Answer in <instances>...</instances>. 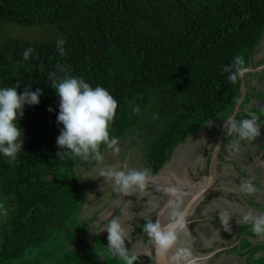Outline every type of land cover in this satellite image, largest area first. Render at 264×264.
Wrapping results in <instances>:
<instances>
[{"label": "trees", "instance_id": "trees-1", "mask_svg": "<svg viewBox=\"0 0 264 264\" xmlns=\"http://www.w3.org/2000/svg\"><path fill=\"white\" fill-rule=\"evenodd\" d=\"M2 22L53 25L65 41V55L57 53L58 39L10 38L0 44V86L43 90L38 105L24 107L19 121L23 148L16 161L9 164L0 156V202L6 213L0 223V264H122L108 251L107 236L97 232L103 220L88 233L77 226L81 192L74 167L82 161L56 155L62 125L56 122L59 97L50 73L62 78L65 72L58 65L93 87H104L117 100L110 135L119 137L145 112L159 115L164 108L163 127L149 154L151 174L208 122L214 124V148L224 119L237 104L236 118L252 112L264 121V91L252 85L264 83V67L245 74L242 97V80L232 84L220 70L236 55L244 57L247 67L264 64V59L253 62L264 37V0H0ZM26 48L34 49L35 59L31 54L23 59ZM50 106L54 111H48ZM221 133L216 159L223 161L237 138L227 137L224 128ZM64 184L69 192H61ZM142 237L153 256L144 231ZM243 239L250 258L259 247ZM136 255L134 264H155L151 256ZM258 263L264 264V258Z\"/></svg>", "mask_w": 264, "mask_h": 264}, {"label": "rangeland", "instance_id": "rangeland-1", "mask_svg": "<svg viewBox=\"0 0 264 264\" xmlns=\"http://www.w3.org/2000/svg\"><path fill=\"white\" fill-rule=\"evenodd\" d=\"M60 37L61 34L58 29L51 24L31 26H23L14 22H2L0 24V44L10 38L44 41L59 39ZM263 59L264 40L254 52L253 62L256 63ZM252 85L264 91V83H252ZM258 104V100L251 99V105L258 106ZM159 110L161 112L159 115H156L154 111L145 112L136 125L117 137L120 149L118 154H113L110 149L102 147V162L96 161L94 165L89 166L87 161H82L74 167L81 192L77 226L81 230L85 228L86 233H88L90 226L92 228L93 225L101 223L103 220L105 224L99 225L97 232L107 236L108 233L104 228L111 219L118 218L129 234L128 239L125 238L126 249L138 255L151 256L150 245L142 237L143 224L146 221L155 220L160 204L168 196L164 192V188L176 185L179 190H185L193 195L198 193L200 196L195 198V200L197 199L196 202L190 206L185 215L186 228L178 234L177 244L173 246L175 251L178 252V249L184 247L189 248L190 259L194 261V264H242V258L236 255V251L240 249L239 242L243 248L245 246L244 239L238 241L235 237L238 216L233 215L231 217L229 222L231 231H225L218 217L222 210L219 211L218 215L215 212H218L216 208L219 204L226 203V199L223 198L226 197L224 196L225 193L228 195L237 190L238 179L236 175L239 171L241 180L238 182L255 179L256 190L262 189L264 185V147H260V145L264 144V125L261 126L260 135L255 140L240 141L238 151H233L232 147L228 146L223 155L224 163L219 160L221 163L219 165L216 156L214 157V154L217 155L218 153L217 146L212 148L211 133L214 124L208 122L196 133L188 136L183 143L177 145L167 160L159 161V165L156 166L157 170L152 173V178L147 182L142 194L123 195L113 192L111 184L105 183L103 177L98 176L100 170L109 166L122 170H127L129 167L150 169L151 146L163 127L161 114L164 108L160 107ZM211 171L213 174L210 173ZM210 177H213L212 189L208 187ZM150 183L161 187V190L157 191L156 187ZM206 188L207 190L202 192ZM69 190L68 185H61V192H69ZM216 191L220 193V196L217 195ZM0 198L4 199L1 193ZM239 198H241L240 195ZM191 199L192 195L182 193L179 204L175 208L169 206L167 209L164 223L168 222L173 210L183 211ZM202 199L205 201L202 202L201 211L191 217L193 212L195 214L196 207ZM2 203L0 202V213H5ZM64 210L65 213L69 211L68 207ZM4 217V214H0V223ZM201 217L203 218L201 219ZM213 221H219V223L214 225ZM86 222L88 224L85 226ZM223 244L233 250L215 256ZM151 258L154 260V255ZM183 264H188V261L183 262Z\"/></svg>", "mask_w": 264, "mask_h": 264}, {"label": "clouds", "instance_id": "clouds-1", "mask_svg": "<svg viewBox=\"0 0 264 264\" xmlns=\"http://www.w3.org/2000/svg\"><path fill=\"white\" fill-rule=\"evenodd\" d=\"M65 41H56L57 53L63 57L65 55ZM35 59V52L32 48H26L22 57L25 61ZM58 71L65 72V75L57 77L55 73H50L53 77L51 87L59 97L58 112L56 122L62 125L59 135L56 137L58 151L56 153L60 160L78 157L81 161L95 160L103 161L101 146L110 149L113 154H118L117 137L110 135V125L114 120L117 100L107 89L100 85L91 86L82 77L67 74L65 68L57 66ZM222 73H227L226 79L232 83L242 80L249 71L243 56L236 55L231 63L221 67ZM19 84L15 86H0V156L6 157L9 164H13L18 153L23 148L21 139L20 119L24 115L25 105H38L43 90L37 88L30 90V85L24 87L23 91ZM48 111H54L50 106ZM224 131L227 137L235 135L231 147L233 151H238L239 141H253L260 135V128L264 121H258V117L252 112H246L245 117L236 118L228 116L223 121ZM103 177L105 183H110L113 192L123 195L142 194L146 184L152 178L151 170L148 168L137 169L129 167L127 170L113 168L111 166L100 170L99 175ZM241 195L251 196L256 192V188L250 180H244L238 186ZM168 195V204L175 208L182 193L176 185L164 188ZM6 214V213H0ZM238 216L237 224L245 223L250 226V230L258 238H264V213H253L251 210L243 212L228 211L225 209L218 217L220 224L225 231H231L230 219ZM186 216L183 211L173 210L164 223L160 219L146 221L143 224V231L147 234L150 242L159 255H164L177 244L178 234L186 228ZM106 229L107 249L111 255L118 257L122 264H134L138 257L134 252L125 247V238L128 239V231L124 228L118 218L109 221ZM189 248L178 249L177 258H183L188 264H194L190 259Z\"/></svg>", "mask_w": 264, "mask_h": 264}, {"label": "crops", "instance_id": "crops-1", "mask_svg": "<svg viewBox=\"0 0 264 264\" xmlns=\"http://www.w3.org/2000/svg\"><path fill=\"white\" fill-rule=\"evenodd\" d=\"M263 40H264V37L262 38V41ZM254 67H256V66H254ZM255 70H257V69H255ZM263 145L264 144H261L260 147H264ZM215 156H216V154H214V157ZM212 159H214V158H212ZM219 162L220 161L218 160V163ZM222 162L224 163V160ZM220 164L221 163H219V165ZM239 174H240V171L236 175V178L238 179V181L241 180ZM233 181L236 182L235 180H233ZM238 181H237V185H236L237 189H238V186L241 184V182H238ZM251 182L253 183V185H257L255 182V179H253ZM150 184L153 185V183H150ZM155 187H156L157 191L161 190L157 185ZM210 188H211V185L209 186V189ZM226 191H229V190H226ZM211 192H213V191H211ZM216 193H217V195L220 194L218 191H216ZM225 194L226 195H224V196H226V197H223V198L226 199V203L218 205V207L216 208L218 210V212H215L217 215L219 214L220 210H222V212H223L225 209H228V211H230V212H232V211L237 212V210H240L238 212L251 210L253 213H257V214L264 213V185H263L261 190H256V192L251 196L241 195V193H239L238 190L234 191L232 194H228V195H227V193H225ZM239 195L241 198H239ZM202 218L203 217H201V219ZM192 221H194V220H192ZM206 222H209V221H206ZM206 222H204V223H206ZM218 223H219V221L218 222L213 221L214 225L218 224ZM244 225H248V224H245V223H239L238 224L236 236H235L236 240L240 241L241 239H243V237L246 236V241H248L251 244L250 246H253V247L255 246V247H259V248H257L254 251V253L251 255L250 258H249V252H248L250 250V249H248V248H250L249 246L244 247V248L239 247L240 249L236 251L237 252L236 255H237V257L242 258V264H255V262L257 264H261V263H258V261H260L261 259L264 258V238L256 237L255 234H253L251 232L250 226H248L246 232L239 234V231L244 227ZM234 242H233V244H234ZM220 247H221V250H219L218 252L223 251V250L225 251L226 249H229L227 247V245H225V244L221 245ZM223 253H226V252H223Z\"/></svg>", "mask_w": 264, "mask_h": 264}, {"label": "water", "instance_id": "water-1", "mask_svg": "<svg viewBox=\"0 0 264 264\" xmlns=\"http://www.w3.org/2000/svg\"><path fill=\"white\" fill-rule=\"evenodd\" d=\"M263 67H264V64L258 65L256 67H248V69L254 71L255 69H259V68H263ZM241 84H242V94H241V97H242L244 95V92H245V87H244L243 80L241 81ZM240 100H241V98H240ZM237 106H238V104L235 106L232 116L237 111ZM223 127H224V124H223V126L221 128L219 139H218V142H217V145H216L217 146V150H218V148H219V146L221 144V140H222V133L221 132L223 130ZM210 173L213 174L212 171ZM212 178L213 177H210L208 187L211 185ZM153 185L156 186L155 184H153ZM159 188H161V187H159ZM207 188L202 190V192H205L207 190ZM180 191L183 194H187V195H190V196L192 195V199L188 202L187 206L183 210V212L186 215L187 211H189V209H190V206H192L196 202L197 199L195 200V198L197 196H200V195L198 193L193 195L191 193H187L185 190H180ZM168 200H169V197L167 196V198L160 204V206H159V208L157 210V214H156L155 220L160 219L162 222L165 221V213H166L167 209L169 208ZM153 255H154V260L153 261H154L155 264H183V262L187 261V260H185L183 258H177V252L175 251V249L173 247L171 249H169L166 254L159 255V254L156 253L155 248L153 246Z\"/></svg>", "mask_w": 264, "mask_h": 264}, {"label": "flooded vegetation", "instance_id": "flooded-vegetation-1", "mask_svg": "<svg viewBox=\"0 0 264 264\" xmlns=\"http://www.w3.org/2000/svg\"><path fill=\"white\" fill-rule=\"evenodd\" d=\"M217 160V159H216ZM143 233V232H142Z\"/></svg>", "mask_w": 264, "mask_h": 264}]
</instances>
